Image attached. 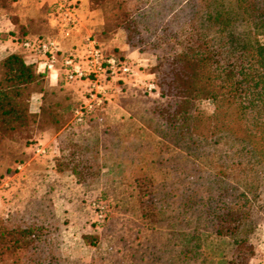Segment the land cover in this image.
Returning a JSON list of instances; mask_svg holds the SVG:
<instances>
[{"label":"rangeland","instance_id":"rangeland-1","mask_svg":"<svg viewBox=\"0 0 264 264\" xmlns=\"http://www.w3.org/2000/svg\"><path fill=\"white\" fill-rule=\"evenodd\" d=\"M97 1L100 2L88 0L85 7L78 0L80 19L85 9L95 11V27L85 36H94L108 53L130 62L133 71L112 82L109 101L94 117L85 124H75L71 111L55 133L47 121L48 114H43L44 101H64L74 107L84 99L87 85L63 82L53 86L47 78L45 90L40 86L36 89L30 107L36 121L12 134L0 151V217L51 230V236L61 243L58 250L62 264H143V256L149 258L154 249L170 242L172 221L168 218L180 212L193 161L187 142L173 141L165 120L155 112L157 106L166 107L172 100L164 91L161 76L162 70L168 69L167 59L176 53V46L166 40H160L158 48L136 45L137 41L128 39L120 23L124 13L123 8L119 10L121 0ZM156 1L148 0V6ZM8 3L0 9V27L6 26V13L26 12L36 20L35 35L57 33L45 1L28 0L26 11V0L10 3V7ZM128 5L127 10L131 9ZM159 37L160 32L154 34V41ZM259 38L264 42V35ZM62 41L65 46L68 40ZM0 51H4L2 46ZM149 84L155 85L152 92ZM197 110L212 115L215 104L201 100ZM69 127L76 132L74 138L65 140L60 136L55 141L42 142L48 134L57 135ZM39 144L47 149V154L37 153L35 147ZM80 145L97 146L92 155L85 152L81 157L86 166L80 167L82 178L89 182L81 183L76 176L72 180L58 177L51 162L64 155L69 158L70 149ZM214 156L204 159L200 167L215 169ZM233 180L238 186L236 178ZM251 199L249 221L253 228L248 252L237 251L232 237L204 230L206 248L218 264H264V169ZM155 201L161 204L163 215H155ZM99 204L106 206L103 221ZM84 236H89V243ZM0 264L13 263L4 259Z\"/></svg>","mask_w":264,"mask_h":264},{"label":"trees","instance_id":"trees-1","mask_svg":"<svg viewBox=\"0 0 264 264\" xmlns=\"http://www.w3.org/2000/svg\"><path fill=\"white\" fill-rule=\"evenodd\" d=\"M8 1L9 7L19 2L0 0V9ZM128 4L131 9L127 10ZM122 8L120 23L130 41L158 48L160 40H166L176 46L161 76L172 100L166 107L157 106L155 112L165 120L173 141L187 142L193 157L180 212L168 218L172 221L170 242L154 249L149 258L143 256V264H218L206 248L204 230L230 236L237 251L248 252L251 198L264 169V42L259 38L264 35V0H157L149 6L148 0H121ZM159 32L161 37L154 41ZM31 36L37 35L26 37ZM46 79L23 54L13 52L1 58L0 151L12 134L36 121L31 100L39 86L45 90ZM206 99L215 104L212 115L197 110V102ZM47 101L42 111L55 133L75 106ZM75 134L69 127L60 139H72ZM96 148H71L69 158L64 155L67 161L64 156L57 158L54 167L81 183L89 182L82 178L80 167L86 166L81 157L85 152L92 155ZM61 150L65 152L63 146ZM215 154V169L200 167L199 163ZM155 204V215H163L161 204ZM51 233L36 223L0 217V261L62 264L61 243Z\"/></svg>","mask_w":264,"mask_h":264},{"label":"built area","instance_id":"built-area-1","mask_svg":"<svg viewBox=\"0 0 264 264\" xmlns=\"http://www.w3.org/2000/svg\"><path fill=\"white\" fill-rule=\"evenodd\" d=\"M49 5V15L55 23L54 36L37 35L16 40L25 51V58L35 64L40 73L57 84L85 82L86 94L82 102L73 109V123L85 124L103 109L110 96L112 82L121 80L133 70L127 61L108 53L94 36H84L80 43L65 48L62 39L70 40L81 23L78 0H43ZM154 84L148 85L152 92ZM38 154H47L40 144L35 147ZM23 165H20L21 169ZM100 221L105 219L106 206L99 204Z\"/></svg>","mask_w":264,"mask_h":264},{"label":"crops","instance_id":"crops-1","mask_svg":"<svg viewBox=\"0 0 264 264\" xmlns=\"http://www.w3.org/2000/svg\"><path fill=\"white\" fill-rule=\"evenodd\" d=\"M83 4L86 5L88 4V0H82ZM47 3V2H46ZM21 5V4H20ZM29 7L28 4V0H26V3L23 5V11H26ZM31 10V9H30ZM24 14H26L25 16H23ZM49 14V12H48ZM95 14V11H89L88 9H85L83 12V15L81 17V23L79 25L78 31L76 32V34L74 35V37L70 40H68L65 44V48H70L72 46H74L77 43H80L81 40L80 37L81 36H85L87 33H89L93 27H95L94 25L96 24V20L93 18ZM22 15V16H21ZM24 17V18H23ZM14 18H17V21H15ZM5 27H0V35L4 38V40H0V43L3 48L4 51H0V56L4 57L7 56L10 53L13 52H18L20 54H23L25 56V51L23 50V48H21L17 43H16V39L17 38H23L26 36H30V35H35V24H36V20L33 19L32 14L26 13V12H22L21 14H18L17 12H11L10 15H7L5 17ZM49 79V78H48ZM49 81L51 82V85L55 86L58 85L55 81H51L49 79ZM39 97L37 98V103H38ZM64 131V130H63ZM62 131V132H63ZM61 132V133H62ZM58 133L57 135H53V134H49L47 135L46 139L42 140V142H46L50 139V141H55L57 138L60 137V134ZM49 136V137H48ZM51 166L54 167V162H51ZM50 165V163H49ZM53 170L51 169V172ZM54 172V171H53ZM29 173L28 170H26V172L24 173L26 175V178L29 177ZM55 174L58 175V177L61 178H69V179H73L74 175L72 174H66L65 172L60 173L58 171L55 170ZM45 177V176H43Z\"/></svg>","mask_w":264,"mask_h":264}]
</instances>
